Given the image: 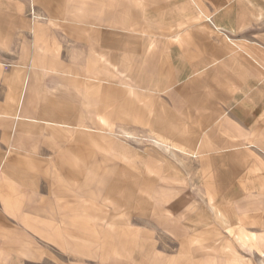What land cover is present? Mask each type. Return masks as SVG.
<instances>
[{"label": "rangeland", "instance_id": "obj_1", "mask_svg": "<svg viewBox=\"0 0 264 264\" xmlns=\"http://www.w3.org/2000/svg\"><path fill=\"white\" fill-rule=\"evenodd\" d=\"M7 3L28 27L0 64L31 67L22 110L67 131L0 150L31 181L4 264H264L238 238L264 236V0Z\"/></svg>", "mask_w": 264, "mask_h": 264}, {"label": "crops", "instance_id": "obj_2", "mask_svg": "<svg viewBox=\"0 0 264 264\" xmlns=\"http://www.w3.org/2000/svg\"><path fill=\"white\" fill-rule=\"evenodd\" d=\"M7 1L8 0H0V10L3 12L0 14V54H17L19 51H17L14 45H11L10 40L15 38L17 33L16 30L22 32V27H28V22L26 20L19 22V20L23 19L20 15L6 14V12L9 13L8 11H10V8L13 6L12 3H7ZM37 36V32L34 33L33 49L27 42H25L24 46H26L23 47L24 51H27V53L30 54L37 53L35 50ZM56 42L57 41H54L55 44ZM23 50L21 53H24ZM24 67L25 68L19 70L13 69L14 72L7 74L4 66L0 64V96L3 87L14 86L13 95L15 96L16 102L21 104L20 113L16 114V116L12 112L7 113L5 110L2 111L0 105V150H4L6 144H12L14 149L19 151H36L42 146L40 145V140L44 139H49L51 143L58 144V147H60V145H63L64 143L63 140H61V143L58 142V135L66 133L65 131L67 130H64V127H50L49 129L45 127L39 129L34 123L40 116L31 113L29 114L27 111L22 110L23 107H25L24 103L27 102L32 95L33 87L36 86L35 80L30 79L31 75L29 69H31V67ZM18 71H27L29 73V79L27 76L23 79V74H19ZM0 104H2V100H0ZM10 118L11 120H14V118L17 120L13 122L10 121ZM13 124L14 129L12 127ZM11 135H14L16 138V143H10ZM13 167L16 166L13 165ZM5 171L0 172V264L5 263L3 260L5 256V248L15 246L16 241H20L19 237L22 235V231H27V228H23V226L17 222V215L22 213L20 210L22 208V202L23 199L27 197L26 194L30 191L29 183L31 182L25 180L18 181ZM213 207L216 211V217H218L220 222L227 223L228 219L223 211L215 205ZM243 235L244 239L238 234V238L241 239V242L246 243L248 241L250 245L256 247L258 255L264 257V247L262 245V238L264 239V236L260 237L255 234L252 236L249 234Z\"/></svg>", "mask_w": 264, "mask_h": 264}]
</instances>
